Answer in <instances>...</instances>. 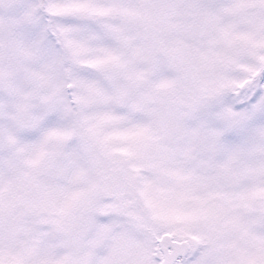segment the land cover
Listing matches in <instances>:
<instances>
[{
	"label": "rangeland",
	"instance_id": "374dc122",
	"mask_svg": "<svg viewBox=\"0 0 264 264\" xmlns=\"http://www.w3.org/2000/svg\"><path fill=\"white\" fill-rule=\"evenodd\" d=\"M164 232L264 264V0H0V264H160Z\"/></svg>",
	"mask_w": 264,
	"mask_h": 264
},
{
	"label": "water",
	"instance_id": "95a60500",
	"mask_svg": "<svg viewBox=\"0 0 264 264\" xmlns=\"http://www.w3.org/2000/svg\"><path fill=\"white\" fill-rule=\"evenodd\" d=\"M68 88L69 90H71V85H69ZM158 243L164 255V259L161 264L173 263L175 258L180 254L182 258H184L188 250V245L186 241L179 242L172 240V236L169 234L162 235L161 238L158 240ZM169 247H172V249H174L171 253H169Z\"/></svg>",
	"mask_w": 264,
	"mask_h": 264
},
{
	"label": "flooded vegetation",
	"instance_id": "af4514ba",
	"mask_svg": "<svg viewBox=\"0 0 264 264\" xmlns=\"http://www.w3.org/2000/svg\"><path fill=\"white\" fill-rule=\"evenodd\" d=\"M161 234H163V233H161ZM175 263H177V264H178V263H179V259H177V260L175 261Z\"/></svg>",
	"mask_w": 264,
	"mask_h": 264
}]
</instances>
